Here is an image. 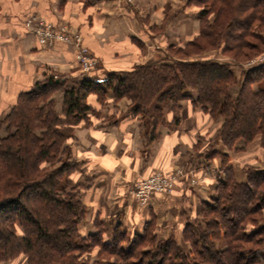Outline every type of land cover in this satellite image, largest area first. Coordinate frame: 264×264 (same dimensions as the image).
Masks as SVG:
<instances>
[{
	"label": "trees",
	"instance_id": "trees-1",
	"mask_svg": "<svg viewBox=\"0 0 264 264\" xmlns=\"http://www.w3.org/2000/svg\"><path fill=\"white\" fill-rule=\"evenodd\" d=\"M186 4L202 8L196 11L199 33L182 48L173 44L167 49H178L176 54L186 59L226 40L234 46L224 52L235 51L239 62L165 55L129 71L108 73L103 84L81 78L62 91L59 113L53 94L63 84L47 77L18 94L0 118V264L20 256L26 264H264V225L254 217L264 208V169L249 168L246 182H237L225 155H220L223 178L217 181L215 196L201 203L199 219L185 221L180 241L173 233L159 237L154 215L130 239L119 223L107 239L102 229L86 237L79 231L86 207L76 194L81 184L71 179L79 163L72 159L67 140L72 126L92 112L86 102L91 93L100 104L107 92L115 102L129 101L130 115L151 140L165 124L164 113L172 112V124L177 125L181 103L189 101L194 109L221 120L216 138L227 149L237 151L239 142L258 140L264 150V64L245 71L240 63L251 57L242 51L258 47L245 38L253 37L255 22L264 27V0ZM212 13L218 18L208 23ZM229 26V32L242 27V33L228 35ZM256 198L259 202L252 206ZM96 247V260L81 256Z\"/></svg>",
	"mask_w": 264,
	"mask_h": 264
},
{
	"label": "crops",
	"instance_id": "crops-1",
	"mask_svg": "<svg viewBox=\"0 0 264 264\" xmlns=\"http://www.w3.org/2000/svg\"><path fill=\"white\" fill-rule=\"evenodd\" d=\"M6 1V5L0 1V118L18 94L53 76L63 84L53 94L59 113L62 91L81 78L74 48L39 43L23 29L22 12L52 23L67 20L78 28L98 61L92 72L96 78L129 71L136 63H154L158 45H184L198 33L196 11L186 6L187 0ZM105 97L101 109L96 95H90L87 104L98 116L88 112L85 120L72 126L67 140L72 159L79 163L71 179L81 184L78 195L91 231L95 223L107 233L119 223L127 234H139L154 215L157 235L165 238L174 232L180 241L185 220L198 219L201 203L215 196L217 181L223 178L220 155L227 156L237 182H246L249 168L264 169L258 140L248 145L239 142L237 151L227 149L216 138L221 120L194 109L189 101L181 103L177 125L172 124V112L164 113L165 124L157 127V137L151 140L138 118L130 115L129 101L115 102L110 92ZM179 166L193 169L196 184L186 176L169 195L155 196L145 208L129 198L132 183Z\"/></svg>",
	"mask_w": 264,
	"mask_h": 264
},
{
	"label": "rangeland",
	"instance_id": "rangeland-1",
	"mask_svg": "<svg viewBox=\"0 0 264 264\" xmlns=\"http://www.w3.org/2000/svg\"><path fill=\"white\" fill-rule=\"evenodd\" d=\"M1 1V3L3 4V5H6L7 4V1L6 0H0ZM128 2V1H127ZM134 2V0L133 1H131V2H129V3H133ZM186 6H188L189 8H192V9H194L195 11H200L202 8H201V6H196V5H194V4H186ZM20 12H22V11H20ZM23 14V15H22ZM31 16H34V15H25L23 12L21 13V15H20V17H22V21L21 22H23L26 18H29V17H31ZM216 18H218L217 17V15H216V13L214 14V13H212V14H210L209 16H207V21H208V23H210V22H213L214 20H216ZM61 24H63L64 26H66L70 31H72L73 33H75V34H78L79 36H80V38H81V41H82V45L83 46H85L90 52H91V50H90V48L88 47V45H87V43L85 42V40H84V37H83V34L81 33V31L78 29V28H75L73 25H71V23L70 22H68L67 20H65V21H63ZM242 30H243V28L242 27H240V28H237V30H236V32H233V33H236V34H240V33H242ZM229 31H231V27L229 26L228 27V35H234L233 33H231V32H229ZM235 31V30H234ZM250 32L252 33L251 35H253V37H246L245 39H246V41H248L251 45H258V47L257 48H255V49H253V50H251V51H242L243 52V55H246V54H249V55H251V57L249 58V59H247V60H245V61H243V62H240V63H242V68H244V70L245 71H247V70H249V69H251V68H253V67H258V66H261V65H263V64H261V65H255L258 61H260L261 60V58H263L264 57V45H262L261 44V42H264V27H262V26H258V23L257 22H255L254 24H253V26H251V28H250ZM198 33H199V23H198ZM198 33H197V35H198ZM196 35V36H197ZM195 36V37H196ZM195 37L192 39V40H194L195 39ZM226 43H227V41L225 40V42H223V43H221L220 44V46L218 45V47H214V48H207V49H204L202 52H200V53H196V54H192L191 56H189V57H187L186 59H184V56H180L179 54H176V51L178 50V49H171V51L169 50V49H167V48H169V46L170 45H173L172 43H164V44H161V45H158L159 46V50H158V55H159V58H161V57H163V56H168V57H170V58H172V59H175V60H188V61H206V60H214V59H216L217 61H222V62H239V61H235V59H234V57L236 56L235 55V51H229L230 49H231V47H233L234 45H233V43L234 42H231V41H229V44L228 45H226ZM175 46H177V47H181L182 48V46H184V45H175ZM229 47L230 49H227L225 52H224V50H225V48L226 47ZM93 55V54H92ZM236 58V57H235ZM250 60V61H249ZM97 64H98V61H97ZM96 64V65H97ZM139 65H143V63H136V64H134V66L132 67V68H135L136 66H139ZM105 75V74H104ZM101 77H104V76H101ZM81 79V78H80ZM73 84H75V83H73ZM90 95H96V97H97V94H95V93H91ZM90 95L89 96H87V98H86V102H88V99L90 98ZM98 99V98H97ZM105 100H106V97H104V99L102 100V102H101V104L99 103V105L101 106V109H103V106L104 105H106V102H105ZM99 102V101H98ZM92 114H95L96 116H98V111H95V110H92ZM86 119V118H85ZM262 161L264 162V150H263V155H262ZM76 168H78V165H77V167ZM253 169H258V168H254V167H252ZM177 170H181V171H184L185 173L186 172H189V173H191V174H193L194 172H193V169L192 168H190V169H185L184 167H177V168H175L174 169V171H172L171 173H164V172H159L158 171V173H162V174H164V175H171V174H173L175 171H177ZM193 176V175H192ZM188 177V176H187ZM137 182V181H136ZM135 183V182H134ZM134 183H132L131 185H130V187L128 188V195H129V198L132 200V201H134L135 203H137L138 204V206L140 207V208H145V207H147V205L148 204H145V205H140L139 204V202H137L136 200H135V198L131 195V194H129V190L130 189H132V187H133V185H134ZM175 187V186H174ZM174 189V188H173ZM79 189H77V191H76V194H78V192L80 191H78ZM173 191V190H172ZM158 195H163V194H160V193H155V194H153V195H151V201L154 199V197L155 196H158ZM237 198V197H236ZM79 199V198H78ZM149 199V200H150ZM81 201V200H80ZM259 202V199H253V203H252V206H254V205H256L257 203ZM262 206H263V204H262ZM235 203H233L231 206H230V208H232L234 211H233V213L234 214H232V215H235L236 214V211H235ZM86 209V208H85ZM86 216V215H85ZM254 217H257L256 218V222H259V223H261L262 225H264V208L263 209H261V210H259V212H258V215H255ZM199 219V218H198ZM185 220V219H184ZM185 221H187V220H185ZM86 226H87V228H86ZM247 226L249 227V228H252V225L250 224V223H247ZM89 227V228H88ZM102 229L103 231H104V229H103V227L99 224V223H95L94 224V227H93V230L91 231L90 230V226H89V223H88V221H85V218L83 219V221H81L80 223H79V231H80V233H81V235H82V237L84 236V237H86L88 234H90V233H92V232H94V230L95 229ZM112 228H113V225H111V227L109 228V230L108 231H111L112 230ZM253 229V228H252ZM251 230V229H250ZM96 231V230H95ZM107 233V231H104V233ZM106 233H105V238L107 239L108 238V235H106ZM174 234V232H171V234ZM128 235V237H129V239L130 238H132V234H127ZM168 237V236H167ZM98 248L96 247V248H94L92 251H90V253H85V254H83V255H81V256H83L84 258L85 257H87L90 261H94V260H96V257L98 256L97 254H98ZM89 252V251H88ZM3 264H26V259L23 257V256H20V257H18V258H16V259H14V260H12V261H10V262H6V263H3Z\"/></svg>",
	"mask_w": 264,
	"mask_h": 264
},
{
	"label": "built area",
	"instance_id": "built-area-1",
	"mask_svg": "<svg viewBox=\"0 0 264 264\" xmlns=\"http://www.w3.org/2000/svg\"><path fill=\"white\" fill-rule=\"evenodd\" d=\"M127 1L131 2L133 0ZM22 27L27 32L34 35L36 40L42 45L60 43L72 46L75 51V59L79 67L81 78L89 80L94 84H103L106 81L104 77L96 78L92 76V72L97 66V60L93 57L92 53L82 45L80 36L70 31L63 24L52 23L34 15L26 18L22 22ZM261 64H264V57L255 65L258 66ZM53 78L57 77L53 76ZM186 176H188V182H190V184H196V180L189 172L185 173L184 171L177 170L171 175L155 172L135 182L132 189L129 190V194H131L140 205H145L149 202L151 195L155 193L169 195L175 184Z\"/></svg>",
	"mask_w": 264,
	"mask_h": 264
},
{
	"label": "bare ground",
	"instance_id": "bare-ground-1",
	"mask_svg": "<svg viewBox=\"0 0 264 264\" xmlns=\"http://www.w3.org/2000/svg\"><path fill=\"white\" fill-rule=\"evenodd\" d=\"M250 61V60H249Z\"/></svg>",
	"mask_w": 264,
	"mask_h": 264
}]
</instances>
